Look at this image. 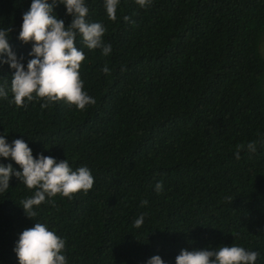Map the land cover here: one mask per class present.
Here are the masks:
<instances>
[{"label": "trees", "instance_id": "obj_1", "mask_svg": "<svg viewBox=\"0 0 264 264\" xmlns=\"http://www.w3.org/2000/svg\"><path fill=\"white\" fill-rule=\"evenodd\" d=\"M31 3L0 0V29L11 28L25 70L32 44L19 34ZM85 4L87 21L105 26L112 47L104 56L76 39L84 90L96 104L42 108L37 98L17 107L14 70L0 64V136L9 145L22 139L35 159L87 167L94 185L34 207L32 219L21 201L35 189L13 176L0 193V264H19L16 244L37 222L66 241L68 264H147L156 255L176 264L182 250L233 245L264 264V0H152L147 8L120 0L116 21L105 0ZM53 14L70 26L65 5ZM250 142H258L254 153ZM0 164L22 172L11 158Z\"/></svg>", "mask_w": 264, "mask_h": 264}, {"label": "clouds", "instance_id": "obj_2", "mask_svg": "<svg viewBox=\"0 0 264 264\" xmlns=\"http://www.w3.org/2000/svg\"><path fill=\"white\" fill-rule=\"evenodd\" d=\"M141 8H147L152 0H135ZM57 4L66 6L67 14L72 22L66 27L62 19L54 14ZM120 0H105L107 16L117 20V10ZM89 9L85 0H32L30 10L23 16L19 39L25 44H32L29 53L33 58L27 63V70L13 52L8 36L11 28L0 29V64H7L14 70L11 77L12 102L17 107H26L25 101L31 103L34 99L44 100L42 108L49 107L57 101L84 110L89 105H95L96 100L84 90V82L80 76L82 63L86 60L83 51L76 46L77 36H81L84 44L90 50L101 49L104 56L110 55L112 47L105 44L103 37L106 28L99 22H88L86 17ZM125 22L135 21L124 16ZM7 59H4V57ZM110 74L109 68L103 69ZM7 92L0 87V98H6ZM258 142L247 144L249 152H255ZM245 146L238 145L236 158H240V150ZM0 157L11 158L22 169L16 171L11 164H0V193L10 187V180L15 176L28 189H35L34 195L21 201L22 208L29 218H34L37 212L34 207L42 203L54 204L52 198L57 195L71 199L73 194L81 191L87 193L93 188L94 177L87 167L73 171L67 160L57 162L54 158L41 154L35 159L32 149L22 139L13 141L11 145L0 136ZM163 190V182L156 185V191ZM148 201L141 202L146 206ZM146 214L134 221V227L140 228ZM66 249V241L42 223L25 229L14 249L19 264H68L62 254ZM259 253L247 251L240 246H221L215 250H182L176 257V264H256ZM147 264H165L159 256H153Z\"/></svg>", "mask_w": 264, "mask_h": 264}, {"label": "rangeland", "instance_id": "obj_3", "mask_svg": "<svg viewBox=\"0 0 264 264\" xmlns=\"http://www.w3.org/2000/svg\"><path fill=\"white\" fill-rule=\"evenodd\" d=\"M260 53L264 59V36L261 39L260 45H259ZM263 90H264V80H263Z\"/></svg>", "mask_w": 264, "mask_h": 264}]
</instances>
